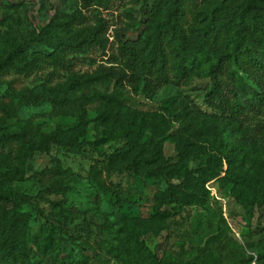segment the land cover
Segmentation results:
<instances>
[{
  "label": "rangeland",
  "instance_id": "rangeland-1",
  "mask_svg": "<svg viewBox=\"0 0 264 264\" xmlns=\"http://www.w3.org/2000/svg\"><path fill=\"white\" fill-rule=\"evenodd\" d=\"M153 1L114 0L109 9H102L84 8V0H0V58L5 56L11 42L26 45L29 51L48 48L47 44L34 40L36 34L55 13L80 10L90 23L95 22L96 15L105 19L109 43L105 54L92 51L87 58L75 62L74 70L81 73L92 71L100 63L109 65L116 48V34L137 38L144 29V13ZM129 25L131 29L126 30ZM53 70L52 63H45L41 70L30 75L12 71L1 77L0 117L5 116L4 106L14 114L0 129L38 131V140L46 143L57 127H61L59 134L64 137L77 127L75 103L66 108L51 104L17 106L16 97L25 89H36L43 84L53 86L64 82L69 75L58 69L55 75L48 77ZM209 86L208 79L198 76L180 85H153L152 92L143 90L142 83L134 88V84L125 82L118 94V104L104 106L99 100L87 104V133L79 137L90 141L106 139L99 144L98 151L88 146L76 149L54 142L49 153L37 144L27 145L23 153L14 143L12 164L19 170L17 176L8 181L13 189L36 195L40 190L58 185L69 187L46 197L64 202L73 215L70 219L60 218L48 200L42 198L21 206L30 216L26 239L31 264H58L64 259L76 264H180L183 260H189V264H264V190L254 192L248 182L247 170L260 169L256 160L258 154L251 146L245 148L243 167L233 169L245 178L224 182L230 169L224 159L218 164L217 173L208 176L202 184L199 202L172 204L158 232L147 225L144 229L140 224L151 220L155 197L167 182L180 183L187 172L205 166L212 154L211 144L204 140H196L190 154L183 159L177 147V138L183 135L185 125L199 121L209 124L207 114L213 112L204 102ZM94 90L110 95L113 85L93 83L82 86L76 94L81 96ZM158 117H164L166 128L155 140H160L166 158L182 162L179 172L158 180L137 177L126 170L104 172V179L118 195L99 191L88 174L91 165L100 158L99 154L123 147L131 125L154 124ZM150 137L148 131L144 139ZM224 142L234 145L229 131L224 133ZM6 153L7 149L0 150V160ZM53 157L59 158L63 168L71 169L75 175L59 176L49 172ZM132 222L137 223L135 236L130 233Z\"/></svg>",
  "mask_w": 264,
  "mask_h": 264
},
{
  "label": "trees",
  "instance_id": "trees-1",
  "mask_svg": "<svg viewBox=\"0 0 264 264\" xmlns=\"http://www.w3.org/2000/svg\"><path fill=\"white\" fill-rule=\"evenodd\" d=\"M113 2L84 0V8L109 9ZM62 17L65 18L59 20ZM94 20L90 23L80 10L67 14L57 12L34 37L48 48L29 51L26 45L11 42L5 56L0 58V79L12 71L33 74L45 63H52L54 68L48 77L55 75L58 69L69 72L62 83L25 89L16 97L17 106L51 104L66 108L75 103L78 122L67 137L60 135L61 127H57L46 143L38 140V131L15 130L14 127L0 129V150L7 149L6 157L0 160V264H31L26 239L30 216L21 206L47 199L46 194L69 189L58 185L40 190L36 195L14 190L8 181L17 176L19 169L12 164V145L17 143L23 153L30 144H37L49 153L54 142L76 149L88 146L98 151L99 144L106 139L90 141L79 137L87 133L86 106L97 100L103 101L104 106L118 104V94L125 82L134 84V88L142 83L143 90L150 92L153 85H180L193 76L206 78L210 84L204 102L213 113L199 111L207 114L209 124L199 121L185 125L183 135L177 138V147L183 159L190 154L196 140H204L211 144L212 154L205 166L187 172L180 183L167 182L155 197V213L151 220L140 223L144 229L147 225L158 232L172 204L199 202L202 184L208 176L217 173V166L224 159L230 165L224 182L245 178L233 169L243 167L245 148L249 146L258 154L256 160L260 169L247 170L248 182L254 192L260 188L264 190V0H154L144 13V29L137 38H128L118 32L109 65L100 63L92 71L80 73L74 70L75 62L87 58L94 50L105 54L109 43L107 22L100 15ZM131 27L129 25L126 30ZM98 82L112 83V93L94 90L81 96L76 94L82 86ZM3 109L5 116L0 117V127L14 114L8 107ZM165 123L164 117H158L154 124L131 125L123 147L99 154L100 158L88 173L99 191L118 195L104 179V172L126 170L137 177L147 176L153 180L179 172L182 162L166 158L160 140H155L165 132ZM148 131L151 137L145 140ZM226 131L234 137V145L225 144ZM20 157L18 154L17 158ZM49 172L59 176L75 175L71 169H64L57 157L52 158ZM47 200L60 218H73L64 202ZM136 224H130L133 236ZM73 263L71 259L58 261V264ZM180 264H189V260Z\"/></svg>",
  "mask_w": 264,
  "mask_h": 264
}]
</instances>
